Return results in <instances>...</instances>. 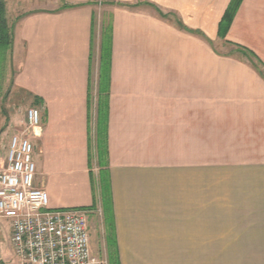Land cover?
<instances>
[{"label": "crops", "instance_id": "0c3cea01", "mask_svg": "<svg viewBox=\"0 0 264 264\" xmlns=\"http://www.w3.org/2000/svg\"><path fill=\"white\" fill-rule=\"evenodd\" d=\"M6 1L12 91L43 107L35 183L53 208L94 207L97 0ZM114 1L106 167L120 264H264V0H243L225 36L230 0Z\"/></svg>", "mask_w": 264, "mask_h": 264}, {"label": "built area", "instance_id": "2783aa9c", "mask_svg": "<svg viewBox=\"0 0 264 264\" xmlns=\"http://www.w3.org/2000/svg\"><path fill=\"white\" fill-rule=\"evenodd\" d=\"M42 113L41 105L25 109L0 160V219L10 224L12 255L19 264H109L106 242L105 254L98 255L92 249L90 234L93 215L105 227L97 115L90 122V170L98 187V203L94 207L53 208L44 184L35 183L38 169L32 136L42 125Z\"/></svg>", "mask_w": 264, "mask_h": 264}, {"label": "trees", "instance_id": "16d2710c", "mask_svg": "<svg viewBox=\"0 0 264 264\" xmlns=\"http://www.w3.org/2000/svg\"><path fill=\"white\" fill-rule=\"evenodd\" d=\"M243 0H230L220 22L219 35L225 36L240 4ZM108 4H115L114 0H105ZM68 5H63L66 8ZM70 6V5H69ZM113 42V14L104 12L101 23L99 78L97 96V151L100 169V184L102 204L104 208L105 240L109 264H120L117 250L115 220L112 208L111 187L108 175V118H109V95H110V68ZM14 43V23L10 20L7 10V1L0 0V69L7 57H12ZM252 52V51H251ZM12 60V58L10 59ZM260 60V59H259ZM262 62L261 60L259 61ZM12 64V61H11ZM263 68H264V63ZM6 65V64H5ZM13 65V64H12ZM15 74V70H14ZM91 90V89H90ZM91 107V92L88 94ZM37 104V98L34 97Z\"/></svg>", "mask_w": 264, "mask_h": 264}, {"label": "rangeland", "instance_id": "374dc122", "mask_svg": "<svg viewBox=\"0 0 264 264\" xmlns=\"http://www.w3.org/2000/svg\"><path fill=\"white\" fill-rule=\"evenodd\" d=\"M96 23L99 25L103 21L104 12H108L107 5L108 3L105 0L96 1ZM97 53V50H96ZM11 58L7 57L6 62L3 63V66L0 69V160L3 158V154L7 149V144L10 135L13 133L10 132L13 127L17 126V121H15L18 116L20 120L23 116L25 109L36 103L33 102V98L17 95L12 91V78L14 76V67L10 60ZM97 54L95 55L94 68L97 65ZM6 64V65H5ZM98 80L93 76L91 84V120L94 121L95 116L97 115V96H98ZM35 153H33V158L35 160ZM90 234H91V243L93 251L98 255L105 254V227L103 228L101 221L98 216H91L90 218ZM11 237L10 224L7 220L0 219V264H9L12 263L10 260L13 257L11 248L9 246V240ZM14 258V257H13Z\"/></svg>", "mask_w": 264, "mask_h": 264}]
</instances>
